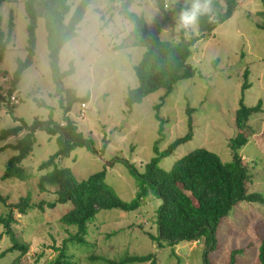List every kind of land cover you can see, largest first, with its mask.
Wrapping results in <instances>:
<instances>
[{
    "label": "rangeland",
    "instance_id": "rangeland-1",
    "mask_svg": "<svg viewBox=\"0 0 264 264\" xmlns=\"http://www.w3.org/2000/svg\"><path fill=\"white\" fill-rule=\"evenodd\" d=\"M80 1L68 0L69 12L65 22ZM24 2L5 0L0 7L5 38H8L11 11L13 16L11 41L0 62V85L3 87L15 71L17 61L24 60L26 56L28 17ZM183 2L179 0L175 11H166L172 19L162 27L164 40L180 41L181 33L174 31V24L176 12ZM237 4L230 19L212 33L201 36L192 48V56L188 60L195 72L192 78L176 84L168 97L164 98L165 91L159 90L130 109L125 99L127 91L138 85L133 67L140 61L144 49L128 46L132 25L115 9L113 0H91L76 35L60 51L59 69L66 72L73 66L74 71L63 80V86L73 89L76 97L85 98L86 102L83 107L79 102L75 103L68 115L93 148L76 147L69 156L55 159V164L67 168L78 181L104 172L106 183L120 199L130 201L135 197L137 183L129 168L132 166L142 173L145 164L154 156L155 142L161 138L157 133L159 122L155 116L159 115L166 123L163 140L158 145L160 150H164L187 133V107L194 110L191 115L193 137L176 147L160 162V167L168 170L177 158L197 147L215 152L224 162L230 161L229 138L235 133L231 117L240 98L242 74L247 69L251 87L244 93L246 104L254 106L261 101L262 111L249 122L255 134L240 149L239 155L248 173L257 178L254 191L262 193L264 199V143L260 144L257 138L264 132V32L257 28L263 6L261 0H238ZM36 9L33 64L15 87L18 103L11 107L0 105V131L20 124L30 128L35 119L47 120L51 110L53 121L64 124L63 109L54 96L55 86L47 56V33L41 16L42 4L38 3ZM129 10L143 16L150 30L164 19L154 0H135ZM35 99H40L52 109L38 107ZM35 137L29 156L21 164L23 179L30 181L2 180L4 165L14 152L11 149L0 151V193L3 197L9 195L7 203L17 202L29 190L36 192L35 184L40 176L38 166L60 150L57 135L36 131ZM104 139L107 145L102 150ZM14 141L10 138L6 143ZM6 143L0 142V147ZM54 191V188L47 187L45 193L33 200L52 201ZM160 204L159 199L149 197L135 212H100L88 225L86 246L78 243L68 245L71 264H105L103 260L91 263L88 260L91 255L117 261L125 255L148 254L158 258L157 264H204L207 252L202 241L168 246L150 239L149 235H156L155 210ZM65 208L46 209L41 213L36 207L27 215L20 217L15 214L17 223L11 227L16 236L28 244V252L20 264H48L57 255L54 248L62 247L69 234L74 235L73 228H66L55 221L54 215L63 213ZM0 236L1 254L11 246L1 225ZM259 237H264V203L242 202L221 220L207 261L210 264H230L231 251L241 250L235 256V264H257ZM18 254L6 255L0 259V264L10 263Z\"/></svg>",
    "mask_w": 264,
    "mask_h": 264
},
{
    "label": "trees",
    "instance_id": "trees-1",
    "mask_svg": "<svg viewBox=\"0 0 264 264\" xmlns=\"http://www.w3.org/2000/svg\"><path fill=\"white\" fill-rule=\"evenodd\" d=\"M4 1L0 0V7ZM90 1L81 0L67 22L65 19L69 12L68 0H25L24 2V9L28 17L26 56L24 60L17 61L16 69L6 80V85L4 87L2 84L0 85V96L4 100L6 98L3 97V94H6L8 98L11 97L22 74L33 64L36 45V6L40 3L42 4L41 16L44 18L47 33L48 63L55 86L54 96L58 98V103L63 109L64 124L53 121L52 108L40 99H35L34 102L38 107L51 110L47 120L35 119L30 128H24L20 124L0 131V142L6 143L10 138L15 139L14 143H6L0 147V151L11 149L14 152V155L4 165L2 172L4 181L14 179L23 182L30 181L23 179L24 170L21 164L29 156L36 142V131L45 132L49 136L57 135L60 147L58 152L38 166L37 171L40 176L35 184L36 192L29 190L15 203H7L9 195L3 197L0 193V225L4 228V234L11 244L0 254V259L8 254L19 252L8 264H20L21 258L28 252V244L22 242L11 227L17 223L15 218L17 213L21 217L36 207L41 213L46 209L58 210V208L66 207L63 213L54 215L55 221L65 225L66 228H73L75 232L74 235L69 234L62 247L54 248L57 255L48 264H71L68 245L78 243L81 246H86L85 238L88 225L95 220L100 212L111 210H119L124 213L135 212L146 203L149 197H154L159 199L161 204L155 210L156 235H149L150 239L168 246H175L181 242L202 241L206 245L205 251L207 252L204 256V264H210L207 261V255L215 245V236L221 220L234 206L242 202L264 203L262 193L254 191V183L257 178L248 173L246 164L242 163L239 155L240 149L246 146L249 139L255 134L253 128L249 126V122L262 111L261 101H258L254 106L246 104L245 101L244 93L251 87L248 82L250 72L245 69L242 74L243 83L240 86V98L231 117L235 128L234 135L229 138L232 159L224 162L215 152L197 147L177 158L168 170L161 168L160 162L164 158L170 156L181 143L193 137L191 115L194 110L187 107V133L174 140L164 150H160L158 145L163 140L162 134L166 123L159 115H156L155 118L159 122L157 133L161 138L155 142L154 156L145 164L142 173L130 166V173L136 180L137 190L132 200L123 201L106 183L104 172L78 181L67 168L55 164V159L59 156H69L76 147L85 146L89 149L91 146L93 148V144L84 139L82 132L78 131L76 122L68 115L75 103L79 102L80 105H84L86 102L85 98L76 97L73 89H65L63 86V80L73 73V66L71 65L66 72H61L59 69L60 51L76 35L78 24L83 19ZM134 1L113 0L115 9L132 25L128 35V46L144 49L140 61L133 67L138 85L127 91L125 99V104L130 109L141 103L148 95L159 90L165 91L164 98H166L176 84L192 78L195 72L188 64V60L192 56V48L201 36L212 33L219 25L230 19L238 6V0H223L222 3L219 0H213L214 20L210 22L208 17H201L199 36L189 34L186 38L181 32L180 41L173 43L164 40L161 35L162 27L172 19L166 15L165 0H154L157 9L164 16L162 22L154 30L147 27L143 16L129 10ZM261 1L263 9L259 12L261 21L257 24V28L264 32V0ZM1 21L0 15V62L11 41L12 11L9 18L8 38H5L2 31ZM158 108L157 106L156 110ZM257 138L260 144L264 143V132ZM106 145L107 140L104 139L102 150ZM47 187L55 189L54 200L46 202L41 199L35 202L33 198L45 193ZM258 247L257 264H264V237H259ZM240 252L241 250L231 251L230 264L236 263L235 256ZM88 260L91 263L103 260L102 262L105 264H157L158 258L153 254L125 255L116 261L91 255Z\"/></svg>",
    "mask_w": 264,
    "mask_h": 264
},
{
    "label": "clouds",
    "instance_id": "clouds-1",
    "mask_svg": "<svg viewBox=\"0 0 264 264\" xmlns=\"http://www.w3.org/2000/svg\"><path fill=\"white\" fill-rule=\"evenodd\" d=\"M178 2L179 0H165L164 9L167 11H175ZM201 17H208L210 22L214 20L213 0H184L175 15L174 31L177 34L183 32L186 38L189 34L199 35V22ZM13 96L15 95L13 94ZM13 105L15 104L8 103L4 107H11Z\"/></svg>",
    "mask_w": 264,
    "mask_h": 264
},
{
    "label": "built area",
    "instance_id": "built-area-1",
    "mask_svg": "<svg viewBox=\"0 0 264 264\" xmlns=\"http://www.w3.org/2000/svg\"><path fill=\"white\" fill-rule=\"evenodd\" d=\"M3 97L6 99L4 100L0 96V105H2V106H7L8 103L9 104H16L17 103V98L13 95L8 98L6 94H3ZM82 107H83V105H82Z\"/></svg>",
    "mask_w": 264,
    "mask_h": 264
}]
</instances>
